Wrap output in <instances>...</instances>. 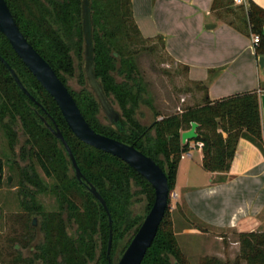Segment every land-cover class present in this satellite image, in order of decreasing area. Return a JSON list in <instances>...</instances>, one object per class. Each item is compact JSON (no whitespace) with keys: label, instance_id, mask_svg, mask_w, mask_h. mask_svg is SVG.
Returning a JSON list of instances; mask_svg holds the SVG:
<instances>
[{"label":"trees","instance_id":"obj_1","mask_svg":"<svg viewBox=\"0 0 264 264\" xmlns=\"http://www.w3.org/2000/svg\"><path fill=\"white\" fill-rule=\"evenodd\" d=\"M4 1L20 32L67 88L91 129L132 145L152 158L166 175L170 194L175 187L181 155L197 147L190 148V142L181 144V133L189 130L191 123L197 124V137L191 142L201 145L203 169L219 174L214 183L226 181L240 139L253 144L264 157L257 92L211 101L207 96V87L195 83L204 94L201 104L160 119L156 116L149 126L140 123L136 111L144 102V89L134 72L133 54L128 47L129 44L149 40L141 37L134 23L130 0H88L93 77L108 103L111 105L109 100L112 98L119 108L116 111L119 124L110 123L108 127L102 126L97 119L101 105L87 77L91 92L83 89L78 94L69 89L65 78L74 74L72 51L79 59L85 56L83 0ZM217 1L214 0V8L218 5ZM228 1L229 4L233 3V0ZM245 18L250 33L259 37L256 53H264V10L249 2ZM0 57L14 70L24 88L41 106L38 107L19 90L0 61V91L3 94L0 118L10 120L3 127L10 137L16 119L21 121L25 133L32 140L29 155L47 178L54 179L51 191L60 206L57 212H42L40 229L44 239L33 248L34 253L25 260V264H108L106 250L109 233L112 234L111 262L116 241L129 232V244L142 223L129 210L137 195L133 187H139V192L145 196L147 213L154 201L152 187L122 160L80 142L71 133L53 99L30 74L1 33ZM115 73L123 78L120 82L116 81ZM41 118L50 127H53V122L57 125L75 157L82 182L76 179L61 143ZM70 170L72 176H69ZM2 175L3 160L0 156V188ZM30 183L41 192L47 190L43 183L35 180H30ZM84 183L92 185L104 199L111 216L110 225L102 206ZM169 206L170 197L154 240L140 264H168L164 258L167 253L176 258V264H182L169 220ZM176 208L179 210L178 206ZM32 209L39 213V206ZM65 209L67 222L77 226L75 237L67 233L63 218ZM195 229L206 232L200 227ZM237 242L238 260L245 264H264V232L239 233ZM204 264L218 263L214 260Z\"/></svg>","mask_w":264,"mask_h":264},{"label":"crops","instance_id":"obj_2","mask_svg":"<svg viewBox=\"0 0 264 264\" xmlns=\"http://www.w3.org/2000/svg\"><path fill=\"white\" fill-rule=\"evenodd\" d=\"M234 1L230 8L237 6ZM239 1L244 11L249 2L264 10V0ZM217 3L214 8V0H130L141 37L160 38L168 57L186 68L189 82L207 87L211 101L257 92L264 140V53H256L245 15L224 20L217 13L224 5ZM192 147L191 157L181 158L178 164L174 208L183 209L184 215L207 229L264 232V157L260 151L240 139L226 181L214 183L219 174L206 172L201 145L190 142ZM192 234L207 235L184 230V235Z\"/></svg>","mask_w":264,"mask_h":264},{"label":"rangeland","instance_id":"obj_3","mask_svg":"<svg viewBox=\"0 0 264 264\" xmlns=\"http://www.w3.org/2000/svg\"><path fill=\"white\" fill-rule=\"evenodd\" d=\"M219 2L224 5L217 12L222 19L233 21L235 17L245 15L244 9L239 7L241 4H235L234 1L237 6L230 8L232 4L230 5L228 0ZM128 50L133 54L134 72L144 89V102L140 103L136 111V117L142 125L149 126L156 116L160 119L162 116L178 113L179 110L202 103L203 91L188 81L184 67L168 57L160 39L129 44ZM71 55L75 69L72 77H65L67 86L77 94L83 89L91 92L84 72L85 56L79 59L73 51ZM114 76L117 82L123 79L117 73ZM2 95L0 91V101L3 99ZM109 101L112 108L118 112L119 108L113 99L110 98ZM97 119L102 126L110 125L102 108L99 109ZM16 120L17 123L9 137L3 124L9 123L10 120L0 118V156L3 160L0 188V264H25V260L32 257L33 248L44 239L40 229L42 212L52 213L60 210L58 200L51 191L55 181L47 178L29 155L32 140L25 133L21 121L18 118ZM72 175L70 170L69 176ZM30 180L43 183L47 190L39 191ZM139 191V187H133V192L137 195L134 196L129 210L134 218L143 221L147 214V201ZM174 196L176 197L175 194ZM33 206H39V213L33 211ZM174 206L175 200H170L169 220L182 264H204L214 260L218 264H245L237 259L239 244L235 231L207 229L198 224L191 215H184L183 209L177 210ZM63 218L67 233L75 237L77 226L73 222H67L66 209L63 211ZM196 227L205 228L206 237L184 235V230ZM129 235L128 232L116 241L111 264H116L125 251ZM164 258L168 264L177 263L176 258L169 253Z\"/></svg>","mask_w":264,"mask_h":264},{"label":"water","instance_id":"obj_4","mask_svg":"<svg viewBox=\"0 0 264 264\" xmlns=\"http://www.w3.org/2000/svg\"><path fill=\"white\" fill-rule=\"evenodd\" d=\"M83 17V33L85 38V73L87 80L95 91L96 96L100 102L101 108L105 113L110 123L118 125L119 116L116 111L111 107L106 98L104 97L101 88L96 83L92 73V40L90 37L89 27V9L88 0H83L82 6ZM0 33L6 38L14 53L21 60L23 65L27 68L30 74L41 85V87L47 92V94L53 99L58 107L67 127L71 133L82 143L116 157L130 166L140 176H142L152 187L154 191V201L146 216L144 217L141 225L134 234L133 238L129 242L125 251L121 255L116 264H140L144 258L147 249L152 244L154 237L157 233L158 227L163 219L166 208L168 207V199L170 196V190L167 183V178L162 169L156 164V162L141 153L132 145L124 144L115 139L96 133L91 129L89 124L82 116L78 109L73 97L59 80L50 65L40 56V54L32 47L27 39L20 32L16 25L8 6L4 0H0ZM0 61L4 64L14 83L19 90L33 103L41 108L40 104L30 95V93L24 88L20 79L14 72V70L0 57ZM46 127L50 130L56 140H58L66 155L70 161L72 170L76 179L82 182L81 171L76 163L75 157L62 136L57 125L53 122V128H51L46 121L42 120ZM197 124L191 123L190 129L181 133V144L184 145L187 142L195 140ZM10 182V178L8 179ZM90 194L99 202L105 211L109 225L111 224V216L108 207L96 191V189L90 185L84 183ZM33 226L35 221L33 220ZM112 245V234L109 233L106 257L108 264H111L109 260V254Z\"/></svg>","mask_w":264,"mask_h":264},{"label":"built area","instance_id":"obj_5","mask_svg":"<svg viewBox=\"0 0 264 264\" xmlns=\"http://www.w3.org/2000/svg\"><path fill=\"white\" fill-rule=\"evenodd\" d=\"M236 4L240 5V4H242V2L239 1V0L238 1L236 0ZM258 43H259V37L257 35H252V44L254 46H257ZM179 112H180V110H179ZM183 157L190 158L191 157L190 151L187 152V153H185V154H182L181 157H180V159L183 158ZM169 197H170V200H173V201L176 200V197L174 196L173 193H171Z\"/></svg>","mask_w":264,"mask_h":264},{"label":"flooded vegetation","instance_id":"obj_6","mask_svg":"<svg viewBox=\"0 0 264 264\" xmlns=\"http://www.w3.org/2000/svg\"><path fill=\"white\" fill-rule=\"evenodd\" d=\"M44 118H41V120H43ZM44 123V122H43ZM47 123V122H46ZM45 125V124H44ZM46 126V125H45ZM51 128H53V127H51Z\"/></svg>","mask_w":264,"mask_h":264}]
</instances>
